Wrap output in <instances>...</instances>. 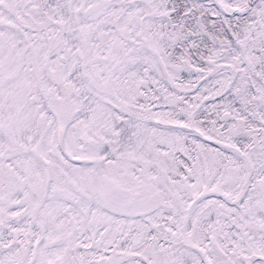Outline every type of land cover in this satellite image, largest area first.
<instances>
[{"label": "rangeland", "instance_id": "374dc122", "mask_svg": "<svg viewBox=\"0 0 264 264\" xmlns=\"http://www.w3.org/2000/svg\"><path fill=\"white\" fill-rule=\"evenodd\" d=\"M206 185L230 200L193 204ZM262 240L264 0H0V264H239Z\"/></svg>", "mask_w": 264, "mask_h": 264}, {"label": "water", "instance_id": "95a60500", "mask_svg": "<svg viewBox=\"0 0 264 264\" xmlns=\"http://www.w3.org/2000/svg\"><path fill=\"white\" fill-rule=\"evenodd\" d=\"M219 6L220 8L224 9V6L221 2H219ZM225 10V9H224ZM227 11V10H226ZM57 125H58V143H59V147L61 148V151L64 155V157H67L71 162L75 163V164H81V165H88V164H94L97 165L100 161L99 158L92 156V155H78V154H73L69 148V146L67 145V136H66V131H67V125H65V123H63L61 120L57 121ZM196 132V134L198 136H200L203 140L206 139L208 141L213 142L214 140L210 139L208 136H206L205 134H203L199 129L193 128ZM211 194H215V195H220L225 199H228L229 197V193L221 190L220 188H213L210 190H207L206 192H203L200 195H197L196 198L194 199L193 203H196V201H198V199L202 198V197H207V195H211ZM196 250L198 252H200L201 256L204 258V261L206 262V264H212L211 261L209 260V257H207V254L205 253V250L203 249L202 246H196Z\"/></svg>", "mask_w": 264, "mask_h": 264}, {"label": "flooded vegetation", "instance_id": "af4514ba", "mask_svg": "<svg viewBox=\"0 0 264 264\" xmlns=\"http://www.w3.org/2000/svg\"><path fill=\"white\" fill-rule=\"evenodd\" d=\"M93 166H94V164H93ZM97 165H95V167H96ZM214 187H210L209 185L207 186L206 185V187L203 189L204 191H202L201 193H203V192H206L207 190H210V189H213ZM224 191V190H223ZM227 193H229V192H227ZM136 194H137V192H136ZM143 197H140V195H136V197H140V198H143L142 200H140V198H139V201H140V204H142L141 202L145 199V200H147L150 196H148V194H143L142 195ZM210 196H219L218 194L217 195H215V194H211V195H207V197H210ZM229 196H230V193H229ZM121 197H123L124 199H125V203L122 201V200H120L121 198L118 196L117 198H118V200H120V202H122L123 204H126V202H129V206L130 207H132V205L133 206H136L137 205V203H135V205L133 204L136 200V197H135V199L134 200H132V202H130V199H132V196L131 195H129V194H125V195H121ZM207 197H203V198H201V199H204V198H207ZM220 198H223V197H221L220 196ZM224 200H226V201H228V200H230L229 199V197H228V199H225V198H223ZM194 200V199H193ZM193 202V201H192ZM197 203V202H196ZM193 205V204H192ZM191 205V206H192ZM139 206H142L143 207V209L142 210H140V211H138V212H136L138 215H141L144 211H149L148 212V214L146 215V216H148L149 218H151L150 217V215H151V213H153V210L152 209H150V207L149 206H146V205H144V203H143V205H139ZM139 206H136V207H138L139 208ZM190 206V207H191ZM196 206V205H195ZM153 208V207H152ZM191 209V208H190ZM135 211V210H134ZM151 211V212H150ZM190 211V210H189ZM149 233V232H148ZM261 247H260V252H258V253H256V254H253V256H252V258H250V259H244L243 261H242V263H239V264H264V243H263V240L261 241ZM196 246H200V245H195L194 246V248L196 247ZM203 247V246H202ZM203 249L205 250V253L207 254V257H209V260L211 261V263L212 264H218L217 262H216V260L213 258V257H211L210 256V252L205 248V247H203ZM263 249V251L261 252V250ZM198 254H200V252L198 253ZM200 257H201V261H202V264H206V262L204 261V258L201 256V254H200Z\"/></svg>", "mask_w": 264, "mask_h": 264}, {"label": "trees", "instance_id": "16d2710c", "mask_svg": "<svg viewBox=\"0 0 264 264\" xmlns=\"http://www.w3.org/2000/svg\"><path fill=\"white\" fill-rule=\"evenodd\" d=\"M254 0H247V3L248 5L251 4V2H253ZM250 2V3H249ZM247 7V6H246ZM245 6L244 7H241V8H237L236 7V10H243L244 12L247 11L248 9L246 8ZM213 9L216 11L218 10V7L217 6H213ZM234 11V10H233ZM244 14V13H243ZM236 15H240L239 12L237 11H234L233 13H230L228 15H225L224 17L227 18V19H234L236 17ZM239 21H241L240 19H238Z\"/></svg>", "mask_w": 264, "mask_h": 264}]
</instances>
